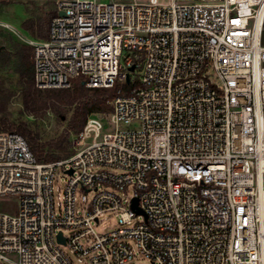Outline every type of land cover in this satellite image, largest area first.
Instances as JSON below:
<instances>
[{"label":"built area","instance_id":"2783aa9c","mask_svg":"<svg viewBox=\"0 0 264 264\" xmlns=\"http://www.w3.org/2000/svg\"><path fill=\"white\" fill-rule=\"evenodd\" d=\"M47 1L46 40L0 21L33 47L35 86L130 89L64 159L0 132V199H18L0 213V264H264V0ZM107 213L118 227L100 234Z\"/></svg>","mask_w":264,"mask_h":264},{"label":"trees","instance_id":"16d2710c","mask_svg":"<svg viewBox=\"0 0 264 264\" xmlns=\"http://www.w3.org/2000/svg\"><path fill=\"white\" fill-rule=\"evenodd\" d=\"M48 4L51 8L46 21L29 19L24 23L34 39L46 40L49 37L50 23L57 10L53 2L49 1ZM12 49L6 45L0 46V73L12 68L18 75L17 87L24 113L37 119L54 113L60 120L63 117L67 120V130L47 141H43L40 133L26 122L11 121L9 105L14 93L0 77V132H13L23 136L39 162L56 161L72 155V135L83 129L88 117L111 112L109 102L117 96L118 91L121 90L123 94L129 92L130 86L126 82L107 89H90L82 84L83 79L75 80L73 89L40 90L35 86L34 68L31 64L33 47L21 44ZM70 111L72 113L68 116Z\"/></svg>","mask_w":264,"mask_h":264},{"label":"rangeland","instance_id":"374dc122","mask_svg":"<svg viewBox=\"0 0 264 264\" xmlns=\"http://www.w3.org/2000/svg\"><path fill=\"white\" fill-rule=\"evenodd\" d=\"M105 2L109 0H103ZM135 3H148L149 0H131ZM47 0H0V21L9 23L13 29L25 39H34L24 26V23L29 19L38 20L43 19L46 21L48 11H50V6ZM172 0H158L160 6H169ZM48 26L46 25V30ZM264 40V34H263ZM25 44L17 35L9 30L0 29V46L6 45L11 50L13 47ZM0 77L5 80L6 85L12 89L14 96L9 105L10 119L13 122H26L32 129L37 130L43 141H47L58 137L61 133L67 130V120L63 117L61 120L54 114L50 113L47 117L43 119H37L30 117L24 113L22 98L20 90L17 87L18 75L15 73L14 69L10 68L3 73H0ZM44 91V90H43ZM71 111L68 116L71 115ZM103 122L107 125V120L103 119ZM134 126H132L133 128ZM121 129H126L122 126ZM73 153V147H72ZM68 182V177L61 174H57L54 180V201L55 204L60 201L59 196L64 195V191ZM93 193H88V198L92 199ZM78 206H80V196L78 201ZM18 210V199L15 197H9L7 199H0V213L16 214ZM141 221L137 219L136 222ZM118 227V219L115 214L107 213L104 217L100 219V224L95 225V230L100 234H105L112 231ZM72 258L74 256L70 253L68 247L63 248ZM128 264H151L149 259L143 256H137L132 262Z\"/></svg>","mask_w":264,"mask_h":264},{"label":"water","instance_id":"95a60500","mask_svg":"<svg viewBox=\"0 0 264 264\" xmlns=\"http://www.w3.org/2000/svg\"><path fill=\"white\" fill-rule=\"evenodd\" d=\"M134 70V68L132 67V68H130V72H132ZM127 82H129V76H128V78H127ZM83 85H84V83H82ZM71 173V172H70ZM133 209L135 210V212L137 213V214H141V213H143L142 212V210L139 208V204H138V199H135L134 201H133ZM59 239L61 240V241H63L62 240V238H61V235H59Z\"/></svg>","mask_w":264,"mask_h":264}]
</instances>
